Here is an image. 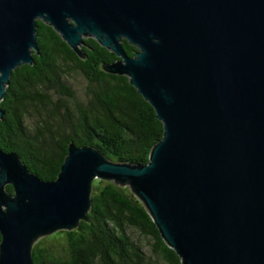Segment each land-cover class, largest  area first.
<instances>
[{
    "label": "water",
    "instance_id": "95a60500",
    "mask_svg": "<svg viewBox=\"0 0 264 264\" xmlns=\"http://www.w3.org/2000/svg\"><path fill=\"white\" fill-rule=\"evenodd\" d=\"M38 20L80 57L87 38L114 53L104 71L164 133L145 165L71 143L54 181L0 149V264H33L41 238L87 221L96 180L129 188L182 264H264V0H0V104Z\"/></svg>",
    "mask_w": 264,
    "mask_h": 264
},
{
    "label": "trees",
    "instance_id": "16d2710c",
    "mask_svg": "<svg viewBox=\"0 0 264 264\" xmlns=\"http://www.w3.org/2000/svg\"><path fill=\"white\" fill-rule=\"evenodd\" d=\"M33 65L13 71L1 109L0 149L16 153L43 181L57 179L71 143L91 146L116 163L145 165L163 124L126 76L104 71L118 60L95 39L80 57L54 28L37 21ZM127 55L136 48L125 42ZM85 80L81 95L72 78ZM7 191L14 194L12 186ZM147 240V247L133 235ZM1 243V234H0ZM33 264H182L150 214L127 187L96 180L88 220L39 240Z\"/></svg>",
    "mask_w": 264,
    "mask_h": 264
},
{
    "label": "rangeland",
    "instance_id": "374dc122",
    "mask_svg": "<svg viewBox=\"0 0 264 264\" xmlns=\"http://www.w3.org/2000/svg\"><path fill=\"white\" fill-rule=\"evenodd\" d=\"M71 80H72V83H73L75 89L77 90L78 94L81 95L83 90H84L85 84H86L85 80L80 75H74V77ZM47 237H49V236H47ZM47 237H43V238H47ZM43 238H41V239H43ZM133 238L142 246L147 247V240L145 238L139 237L137 234H134Z\"/></svg>",
    "mask_w": 264,
    "mask_h": 264
},
{
    "label": "flooded vegetation",
    "instance_id": "af4514ba",
    "mask_svg": "<svg viewBox=\"0 0 264 264\" xmlns=\"http://www.w3.org/2000/svg\"><path fill=\"white\" fill-rule=\"evenodd\" d=\"M132 46V45H131ZM134 47V46H133ZM136 48V47H135ZM136 51H137V49H136ZM118 58V57H117Z\"/></svg>",
    "mask_w": 264,
    "mask_h": 264
}]
</instances>
